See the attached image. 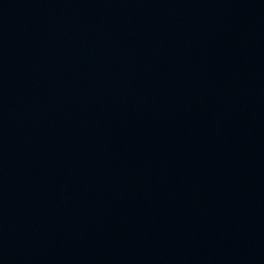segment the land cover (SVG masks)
<instances>
[{"label": "water", "instance_id": "95a60500", "mask_svg": "<svg viewBox=\"0 0 264 264\" xmlns=\"http://www.w3.org/2000/svg\"><path fill=\"white\" fill-rule=\"evenodd\" d=\"M0 264H264V0H0Z\"/></svg>", "mask_w": 264, "mask_h": 264}]
</instances>
